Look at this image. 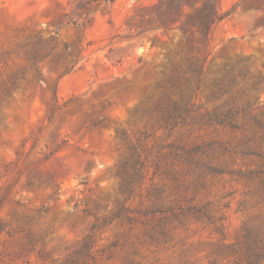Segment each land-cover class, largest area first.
Masks as SVG:
<instances>
[{
    "label": "rangeland",
    "instance_id": "374dc122",
    "mask_svg": "<svg viewBox=\"0 0 264 264\" xmlns=\"http://www.w3.org/2000/svg\"><path fill=\"white\" fill-rule=\"evenodd\" d=\"M148 13L221 19L207 39ZM187 55L199 91L195 74L169 131L140 91ZM234 65L263 80L249 116L264 124V0H0V264H264V132L209 121ZM177 147L203 150L188 164Z\"/></svg>",
    "mask_w": 264,
    "mask_h": 264
},
{
    "label": "trees",
    "instance_id": "16d2710c",
    "mask_svg": "<svg viewBox=\"0 0 264 264\" xmlns=\"http://www.w3.org/2000/svg\"><path fill=\"white\" fill-rule=\"evenodd\" d=\"M139 18L143 21H149V23L156 28L163 30H167L173 26H182L179 21L174 18L164 20L154 13L139 15ZM220 19L221 17L218 15L213 17L202 15L200 17V26L191 25V23L188 22L185 27L182 26L181 31L188 35L196 30L202 37L209 39L212 28L220 21ZM190 58V55H187L185 62H171L169 72L165 74V79L160 82L154 90L151 91V89L142 88L140 91L141 96L143 97L139 109L140 113L144 114L150 120L156 121L160 127L169 131H172L178 125L183 123L186 115L190 111L191 106L188 103V92L192 89V80L193 75L195 74L197 75L195 93L199 91L200 76L204 67H199L197 63L192 62ZM249 82V72L245 69H237V65H234L228 77V89L224 88L226 87L225 83L214 85V89L210 94L211 96L219 97L229 94L233 96L210 115L209 121L211 123L224 125L230 127L232 130L244 129L243 127L245 126L240 124V119H247L250 115L249 109L253 101L250 94L258 91L263 80L251 84ZM240 85L243 89L238 92L237 88ZM134 91L135 88L132 85L120 86L116 89L115 96L121 99L124 96L130 95ZM76 102L77 101L73 100L66 101L62 107L71 110L76 109ZM113 104V98L106 99L101 104V110L106 111ZM58 110H60V107H58V103L55 102L50 108L49 119H52L53 115ZM249 117V121L253 123V136H257L258 131L264 132L263 122L255 116ZM105 121H108V118L100 117L97 120L90 119V122L95 127L102 125ZM246 143H250V140H247ZM202 150L203 149H194L191 151H185L182 148L177 147L175 148V153L183 158L188 164H193V156ZM130 166L133 167L135 172L134 176L136 177L138 175V166H140V162L137 159L134 161V164Z\"/></svg>",
    "mask_w": 264,
    "mask_h": 264
}]
</instances>
